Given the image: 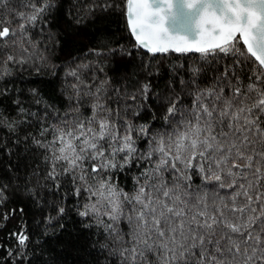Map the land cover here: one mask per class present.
I'll return each instance as SVG.
<instances>
[{
    "label": "snow or ice",
    "instance_id": "1",
    "mask_svg": "<svg viewBox=\"0 0 264 264\" xmlns=\"http://www.w3.org/2000/svg\"><path fill=\"white\" fill-rule=\"evenodd\" d=\"M69 3L0 0V125L24 145L0 168V223L21 225L0 264H264V0ZM113 15L133 50L200 67L164 78Z\"/></svg>",
    "mask_w": 264,
    "mask_h": 264
},
{
    "label": "trees",
    "instance_id": "2",
    "mask_svg": "<svg viewBox=\"0 0 264 264\" xmlns=\"http://www.w3.org/2000/svg\"><path fill=\"white\" fill-rule=\"evenodd\" d=\"M67 7H71V4L69 3V0H57V6L54 8V13L56 16H60L64 9ZM111 24L109 26L110 31H115L118 36L123 35V40L120 41L122 44H127L129 46L130 51L135 52V58L139 60L141 57L148 62L150 61L151 54H148L141 50L140 48L132 49L131 44L134 42L132 36L129 34V32L124 28V21L122 18H119L115 15L111 17ZM96 31L95 27H90L87 29V37L91 38L92 34ZM83 43H88V40L86 39ZM89 46H94L90 44ZM41 47H44L42 44ZM80 53L81 56H87L88 55V49L85 47H80L77 49V51H74L72 53L73 56H76L77 53ZM169 55L167 56V59L164 60V65H169L175 64L177 66V69H179L175 73H170L168 71V68H164V78H167L168 75H178V72L182 73L183 76H185L186 71L190 75V69L193 67V62L195 61V66L200 67L201 61L198 59L199 53H174L170 52L168 53ZM179 54V55H178ZM57 57H60L61 59L63 58V53L58 49H54L51 54V59L55 63H60L59 59H56ZM160 57V56H159ZM157 57V58H159ZM91 59V57H88ZM158 60V59H157ZM170 62V63H169ZM113 68L117 67L116 65H112ZM119 71L124 73H130L133 74V78H135L134 74L136 72V68L133 64H129L127 66H122L119 68ZM111 75V73H109ZM208 77L212 75L211 70H209L206 74ZM9 80L14 79L15 86L17 88L23 89L24 91L27 90L28 87L32 86L29 81H34L36 80L35 76H29L27 72L22 73L18 77H9ZM47 79V77H45ZM202 84L208 83L207 80L201 78L200 81ZM9 101L8 100H3L0 102V108H3L4 106L8 105ZM22 139V137H21ZM12 149V153H18L20 155H23V148L24 145L22 143L18 144L17 137L15 135H12L8 132V129L0 125V168H3L5 165H10L11 163H17V156L10 154L8 152V149ZM33 212L30 209L26 223L29 226V228H34L35 227V221H39V215H35V218L33 219ZM76 217L72 218V222L69 224L70 228H73V231H77L80 227V225L75 224ZM75 224V227L73 225ZM21 225L18 224L16 220H10L6 226L2 223H0V260H3L6 258V254L9 248H14L15 247V240L12 236L9 235V232L16 229L17 227H20ZM33 243H42L41 239L39 236H37L35 233H33ZM54 243V241H53ZM47 247V246H45ZM48 253H45V256L47 257ZM75 258V255L71 252H64L61 255V264H73ZM78 264V262H77Z\"/></svg>",
    "mask_w": 264,
    "mask_h": 264
},
{
    "label": "rangeland",
    "instance_id": "3",
    "mask_svg": "<svg viewBox=\"0 0 264 264\" xmlns=\"http://www.w3.org/2000/svg\"><path fill=\"white\" fill-rule=\"evenodd\" d=\"M168 55H169L168 53H164V54H156V57H159V56H160L159 58H157L158 60H160V59H162V58H164V57H167ZM178 55H179V54H178ZM151 56H153V55H151ZM151 63L155 64L156 61H151ZM166 67L169 68V65H166V66L164 65V68H166ZM178 69H179V67H178ZM178 69H177V70H178ZM178 75H179V76H183L182 73L180 72V70H179V72H178ZM128 183L130 184L131 182L129 181ZM84 259H90V258H89V257H84Z\"/></svg>",
    "mask_w": 264,
    "mask_h": 264
},
{
    "label": "water",
    "instance_id": "4",
    "mask_svg": "<svg viewBox=\"0 0 264 264\" xmlns=\"http://www.w3.org/2000/svg\"><path fill=\"white\" fill-rule=\"evenodd\" d=\"M185 34H187V33H185ZM132 38H133V40H134V37L132 36ZM242 43V42H241ZM141 49V48H140ZM141 50H143V49H141ZM144 52H146L147 53V50H143ZM189 53H197V52H195V51H192V52H189ZM148 54H151V53H148ZM151 55H156V54H151Z\"/></svg>",
    "mask_w": 264,
    "mask_h": 264
}]
</instances>
